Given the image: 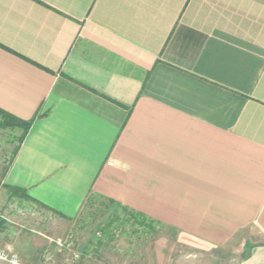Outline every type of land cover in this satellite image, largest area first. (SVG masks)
Wrapping results in <instances>:
<instances>
[{
	"label": "crops",
	"instance_id": "obj_1",
	"mask_svg": "<svg viewBox=\"0 0 264 264\" xmlns=\"http://www.w3.org/2000/svg\"><path fill=\"white\" fill-rule=\"evenodd\" d=\"M0 109L34 120L7 202L71 219L99 195L264 264V0H0ZM0 210L33 262L42 233Z\"/></svg>",
	"mask_w": 264,
	"mask_h": 264
},
{
	"label": "rangeland",
	"instance_id": "obj_2",
	"mask_svg": "<svg viewBox=\"0 0 264 264\" xmlns=\"http://www.w3.org/2000/svg\"><path fill=\"white\" fill-rule=\"evenodd\" d=\"M21 135L20 130L0 128V209L4 207L8 211L13 229L23 227L25 237L32 235V231L42 233L40 236L33 234L41 238L35 242L40 251L39 256L33 257L35 260L29 263L244 264V236H237L224 246H212L198 240L184 241L169 228L160 227L148 232L134 220L124 221L122 210L113 211L105 200L92 195L71 219L58 217L34 204L22 205L17 199L12 203L10 199L8 203L6 199L11 192L3 185V177L20 144ZM0 213L4 214L1 210ZM111 220L114 224L109 234H97ZM31 254L27 253V259H22L29 261ZM24 261L22 263H28Z\"/></svg>",
	"mask_w": 264,
	"mask_h": 264
},
{
	"label": "trees",
	"instance_id": "obj_3",
	"mask_svg": "<svg viewBox=\"0 0 264 264\" xmlns=\"http://www.w3.org/2000/svg\"><path fill=\"white\" fill-rule=\"evenodd\" d=\"M0 128H6V129H13V130H20L22 132L21 138H20V144L24 141V139L26 138L27 134L29 133L31 127L33 126L34 120H28V121H24L21 120L17 117H14L8 113H6L5 111L0 109ZM10 192H11V196L13 197H20L22 199H28L29 197L26 195V193H23V191H21L20 189L17 188H9ZM96 198L105 200L109 205L112 206V210L116 211L117 209H120L124 212V221H136L137 224H139L140 226H143L144 228L147 229L148 232L151 231H156L157 228H168L165 225H163L162 223L155 221L149 217H147L145 214L140 213V212H136L120 203H117L111 199H107L105 197L99 196V195H92ZM89 198V197H88ZM87 198V199H88ZM118 218V217H116ZM121 221L123 220L122 218H120ZM119 218L117 220H120ZM5 224V222L3 220L0 219V231L2 230L3 225ZM113 221L111 220L108 224H106L104 226V228L102 230H100V232H98L97 234H102V235H108L109 234V230L111 229L112 225H113ZM176 232V231H175Z\"/></svg>",
	"mask_w": 264,
	"mask_h": 264
},
{
	"label": "built area",
	"instance_id": "obj_4",
	"mask_svg": "<svg viewBox=\"0 0 264 264\" xmlns=\"http://www.w3.org/2000/svg\"><path fill=\"white\" fill-rule=\"evenodd\" d=\"M0 262L4 264H24L19 260L18 256H16L11 248H0Z\"/></svg>",
	"mask_w": 264,
	"mask_h": 264
}]
</instances>
